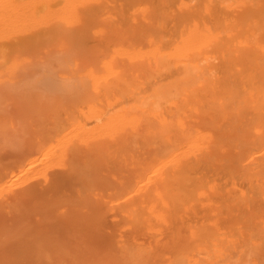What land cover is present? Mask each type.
Instances as JSON below:
<instances>
[{
  "label": "bare ground",
  "instance_id": "bare-ground-1",
  "mask_svg": "<svg viewBox=\"0 0 264 264\" xmlns=\"http://www.w3.org/2000/svg\"><path fill=\"white\" fill-rule=\"evenodd\" d=\"M0 264H264V0H0Z\"/></svg>",
  "mask_w": 264,
  "mask_h": 264
}]
</instances>
